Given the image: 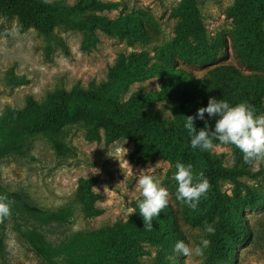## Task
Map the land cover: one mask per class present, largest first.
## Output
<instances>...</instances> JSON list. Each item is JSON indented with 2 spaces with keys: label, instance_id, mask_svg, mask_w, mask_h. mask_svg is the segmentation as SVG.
<instances>
[{
  "label": "trees",
  "instance_id": "1",
  "mask_svg": "<svg viewBox=\"0 0 264 264\" xmlns=\"http://www.w3.org/2000/svg\"><path fill=\"white\" fill-rule=\"evenodd\" d=\"M203 1L180 0L172 11L177 40L183 43V56L199 64L215 62L202 76L181 66L175 54L162 48L156 49L154 56L145 51L121 53L106 78L91 80L88 85L77 82L70 89L61 87L49 91L41 101L28 95L23 107L8 105L0 114V157L24 154L29 142L39 135L50 137L54 148L62 153L68 150L62 134L73 127H83L91 140L113 142L127 138L133 143L128 157L138 164L159 157L191 163L194 173L202 172L209 181V188L196 209L176 199L177 185L172 182V201L153 220L151 230L144 229L138 213L136 201L142 198L139 195L130 201L133 212L126 220L76 231L63 241L59 250L65 264H178L172 254L176 241L183 240L181 220L203 230L206 223L213 225L214 233L205 232L210 240L205 264L233 262L238 247L252 238L245 211L263 206L264 192L252 188L241 178H264V164L256 170L251 168V162L225 166L221 156L193 148L183 125L186 116L195 115L200 107L206 106L210 96L227 99L232 104L244 101L258 114H264V0H234L227 10L236 23L231 45L238 63L216 61L220 48L228 46V39L222 37L208 42L201 8ZM119 3L0 0V11L16 17L23 27H35L45 35H52L58 26L79 30L84 35V47L91 48L97 29L108 34L128 27L145 32L143 25L133 17L120 16L114 20L97 13L114 9ZM144 37L148 34L144 33ZM156 75L160 77V91L129 93L134 82ZM21 78L18 77V82L24 80ZM159 99L172 103L173 120L164 117L156 107ZM215 119L207 121L210 127H214ZM194 123L197 130L205 126L204 120L196 119ZM224 180L233 182L232 194L223 190ZM98 181V176L79 180L74 203L84 216L103 212L96 203L102 195L93 189ZM0 194H6L12 204L35 210L1 183ZM2 248L0 235V253Z\"/></svg>",
  "mask_w": 264,
  "mask_h": 264
},
{
  "label": "rangeland",
  "instance_id": "2",
  "mask_svg": "<svg viewBox=\"0 0 264 264\" xmlns=\"http://www.w3.org/2000/svg\"><path fill=\"white\" fill-rule=\"evenodd\" d=\"M49 2L75 3L78 0H46ZM118 1L114 9L97 11L111 19L120 16L135 18L145 29L138 32L131 27L108 34L97 29L96 41L91 48L83 45V33L58 26L52 35H45L35 27H23L16 17L0 11V114L8 105L18 108L26 104L28 95L44 100L49 91L72 88L77 82L88 85L91 80L106 78L110 67L121 53L148 52L162 48L175 54L181 66L202 76L209 64H199L183 56L182 42L177 40L176 18L173 7L180 0H103ZM234 0H204L202 13L208 32V42L228 39V46L221 47L216 61L240 62L231 38L236 34V23L228 14ZM129 18V20H130ZM66 47H65V46ZM13 74L14 76H11ZM18 77H23L18 82ZM159 76H153L131 85L133 91H160ZM162 115L174 119L173 105L169 100L155 103ZM206 120L209 118L205 113ZM68 150L58 152L45 135L33 137L24 154L0 157V183L8 192L21 196L35 210L17 203L11 205L10 215L0 217V235L3 248L0 264H65L60 259V248L66 238L85 228L126 220L133 208L130 201L137 198L140 189L137 179L141 170L150 172L169 191L175 182V161L159 157L145 164H138L128 157L133 143L122 137L113 142L96 141L86 137L83 127H73L62 134ZM222 157L225 166L234 167L245 161L242 152L231 144L213 142L209 149ZM129 162V163H128ZM264 158L251 161L256 170ZM98 176L93 189L102 195L97 205L103 210L99 215L87 217L74 203L75 192L82 177ZM252 188L264 192V178H241ZM222 188L233 192V182L222 181ZM252 228V238L236 251L235 260L227 264H264V205L245 211ZM183 240L192 249L185 257L173 252L178 264H205L208 247L196 252L201 239L207 238L200 227H193L182 220Z\"/></svg>",
  "mask_w": 264,
  "mask_h": 264
},
{
  "label": "clouds",
  "instance_id": "3",
  "mask_svg": "<svg viewBox=\"0 0 264 264\" xmlns=\"http://www.w3.org/2000/svg\"><path fill=\"white\" fill-rule=\"evenodd\" d=\"M205 113L209 118H216L214 127L208 125ZM196 119L204 120L205 126L197 130L194 123ZM183 127L190 135V145L193 148L209 150L215 140L235 145L242 152L245 162L264 158V114H258L247 102L232 104L227 99L210 96L206 106L200 107L195 115L186 116ZM146 170H141L138 175L137 185L142 198L136 201V207L143 219L144 229L151 230L153 220L169 204V191ZM172 178L177 185L176 199L196 209L200 198L209 188L208 179L202 172L194 173L191 163L181 161L175 163ZM11 205V199L6 194H0V217L10 215ZM204 231L211 234L215 229L212 224L206 223ZM209 244L210 240L201 239L196 252L202 253ZM174 251L187 257L192 249L184 240H177Z\"/></svg>",
  "mask_w": 264,
  "mask_h": 264
}]
</instances>
